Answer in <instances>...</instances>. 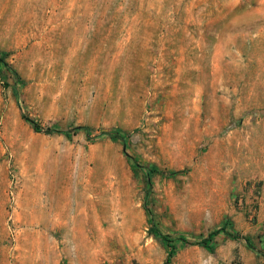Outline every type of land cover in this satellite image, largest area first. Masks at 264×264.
Instances as JSON below:
<instances>
[{"label": "rangeland", "instance_id": "rangeland-1", "mask_svg": "<svg viewBox=\"0 0 264 264\" xmlns=\"http://www.w3.org/2000/svg\"><path fill=\"white\" fill-rule=\"evenodd\" d=\"M0 58V264H264V0H0Z\"/></svg>", "mask_w": 264, "mask_h": 264}, {"label": "trees", "instance_id": "trees-1", "mask_svg": "<svg viewBox=\"0 0 264 264\" xmlns=\"http://www.w3.org/2000/svg\"><path fill=\"white\" fill-rule=\"evenodd\" d=\"M0 61L2 62V59L0 58ZM8 69L9 66H7ZM12 71V70H11ZM14 73V72H12ZM21 117L31 126V128L34 130V131H39L41 128L39 126V124L33 120L32 118L28 117L26 114H24L23 112H21ZM78 128H82L85 133L87 134L88 133V129L87 127L85 126H75L73 129H78ZM43 132H49V131H54L52 128H45L42 130ZM57 131V130H56ZM101 134H106L108 135L110 138H120L121 140H123L124 136L122 134H120L118 131H109V132H100ZM125 156L131 161V164L132 166L139 170L143 176L145 177L146 179V183L147 185H149V180H150V176L152 174V172L155 171V168L153 167H148V166H143L141 164H139L136 160H134L132 157H130L128 154L125 153ZM174 172H170V174H172ZM145 208V207H144ZM145 210L147 211V218H148V221L150 223V228L151 230L153 231L154 234H156L158 237H160V239L166 243L170 242V240L167 238V236L161 234L157 228L155 227L154 223H153V218H152V215L150 214V212L147 210V208H145ZM227 223L226 222H223L222 225H220L219 227L207 232V234L201 238V240L199 241V243H201L202 245L204 246H207V243L210 242V240L212 239V236L216 235L217 233H220L222 232L223 234H225L226 236H229V237H233V238H237V237H241V238H244L245 241L248 242V238L247 236L246 237H242L240 234H237V233H231L229 230L226 229L225 225Z\"/></svg>", "mask_w": 264, "mask_h": 264}]
</instances>
